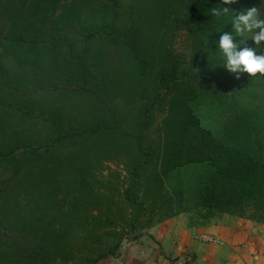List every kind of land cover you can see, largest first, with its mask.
I'll return each mask as SVG.
<instances>
[{"label":"trees","instance_id":"16d2710c","mask_svg":"<svg viewBox=\"0 0 264 264\" xmlns=\"http://www.w3.org/2000/svg\"><path fill=\"white\" fill-rule=\"evenodd\" d=\"M83 1L0 0V227L10 224L16 233L0 240V264H96L111 256L100 243L107 224L124 220L119 213L128 209L126 218L140 225L142 212L158 204L175 212L200 208L205 218L248 212L264 224V76L236 79L218 49L229 33L238 51L264 52L252 33L237 36L231 24L252 7L264 18V0L121 7L106 0L103 8L122 13L123 24L78 35L74 57L72 43H61L62 28L69 36L77 31ZM217 5L230 12L213 17ZM179 32H186L185 56L172 52ZM63 55L97 78L73 91L18 93V72L66 62ZM37 97L47 105L33 103ZM76 104L89 108L85 122L61 130L57 111ZM36 111L44 140L21 143L18 134L31 128ZM118 156L120 171L103 167ZM102 220L103 229H95Z\"/></svg>","mask_w":264,"mask_h":264},{"label":"rangeland","instance_id":"374dc122","mask_svg":"<svg viewBox=\"0 0 264 264\" xmlns=\"http://www.w3.org/2000/svg\"><path fill=\"white\" fill-rule=\"evenodd\" d=\"M61 6L68 3L70 0H60ZM141 1L146 0H116V6H127L130 3H140ZM108 3L106 0H86L82 2V5L79 6V24L77 26V31L73 34V36H69V27L62 28V45L67 43H72L73 45V56L80 55V47L81 44L79 43L78 35L84 34L86 31L91 30H98L105 28L107 24H113L115 28L121 27L125 20V16L122 13H116L111 15L107 10L103 7ZM63 9L59 8L56 10V13H61ZM55 16V14H54ZM52 19V17H51ZM188 40L186 36V32H179L176 34L174 41L172 43V52L176 55H187L188 53ZM65 53V52H64ZM62 55H59L61 58ZM63 59H67V61L60 60L57 64L49 65L40 67L39 69L24 68L23 71L18 72L17 76L19 77L17 80L16 90L18 93H22L23 91H27V93L32 91H40L43 88H51V87H63L67 88L70 91H73L76 87H79L85 84V81H92L91 79L97 78L96 72L93 69H90L88 65L78 66L75 64L74 59H69L67 56L63 55ZM90 73V75L88 74ZM66 78H69L65 81ZM194 81L198 84L202 81V77L195 76ZM21 95V94H20ZM39 101L44 105L42 99L37 97V100L34 102L39 103ZM65 103V102H64ZM55 104V103H54ZM53 104V105H54ZM56 108H60V105H56ZM86 109V110H85ZM76 105H71L70 107L65 108L63 111L58 110L59 117L61 118L60 128L61 130L66 129L67 127L70 128H78L82 125L84 121V116L89 112L87 109ZM87 112V113H86ZM39 111H36L34 117L38 119L33 122L31 128H26L24 132H20L18 137L21 139V143L25 142H33L37 145L40 144L42 140H44V136L47 132V128L45 124H43L40 120ZM49 115L48 112H44V117ZM94 108H91V116L95 114ZM39 120V121H38ZM156 123L150 127L151 130L155 128ZM28 129V130H27ZM5 133V132H4ZM4 133H0V137L3 136ZM119 156L116 157L111 162L103 163V167L109 169L111 172H118L121 170L120 162L118 161ZM149 170V169H148ZM102 174L106 176L107 170L105 169L102 171ZM124 173H121L123 175ZM122 206V205H121ZM145 207H149V200L145 201ZM158 209L155 212L149 213L148 211L142 212V217L140 221V225L131 224V222L126 218L128 213V209L124 212H120L119 215L124 217V220L116 221L108 225L107 229L102 230L100 235V243L102 248L108 247L110 249L109 253L111 256H107L105 259H109L112 257H116L118 252L121 250L124 245L127 243L139 240L146 234L148 228L152 227L153 225L160 223L166 219L171 217H175L178 215L185 216L188 218L190 224L195 225H204L209 223V221L214 220L216 218L222 217L227 214H214L210 218H205V211L203 209L198 208L195 211H188V212H175V208L173 210L164 208L163 204L155 205ZM169 211H173L169 218H163L162 220L158 221L159 217H163ZM249 213L245 212L243 216L236 217L244 220L254 222L252 219H248ZM231 216V215H227ZM235 217V216H231ZM102 223H105L103 220L96 224L95 229H103ZM260 224V223H257ZM132 225V226H131ZM264 225V224H261ZM4 226V227H3ZM0 228V240L7 243L10 240H13L16 236L15 230L11 228L10 224H3ZM147 226V227H146ZM4 243V244H5ZM3 260V258H2Z\"/></svg>","mask_w":264,"mask_h":264},{"label":"crops","instance_id":"0c3cea01","mask_svg":"<svg viewBox=\"0 0 264 264\" xmlns=\"http://www.w3.org/2000/svg\"><path fill=\"white\" fill-rule=\"evenodd\" d=\"M199 235L218 243L202 242ZM96 264H264V225L227 215L195 225L178 215Z\"/></svg>","mask_w":264,"mask_h":264},{"label":"clouds","instance_id":"9594fccd","mask_svg":"<svg viewBox=\"0 0 264 264\" xmlns=\"http://www.w3.org/2000/svg\"><path fill=\"white\" fill-rule=\"evenodd\" d=\"M236 0H221L224 5H231ZM213 17H220L222 14L230 12L229 8H222L219 5L210 9ZM237 36H243L245 33H252L251 39L256 48L264 45V18L259 15V10L252 7L246 11L240 12L233 17L231 23ZM243 43V41L241 42ZM239 45L234 43L232 34L225 33L221 35L218 42V49L225 58L224 67L232 74H237L236 79H240L242 74H247L250 78H255L259 74L264 76V52L257 55V51L248 47L237 50ZM197 71V70H196Z\"/></svg>","mask_w":264,"mask_h":264},{"label":"built area","instance_id":"2783aa9c","mask_svg":"<svg viewBox=\"0 0 264 264\" xmlns=\"http://www.w3.org/2000/svg\"><path fill=\"white\" fill-rule=\"evenodd\" d=\"M198 240L208 243V244H217L218 241L213 237V236H209V235H199L197 237Z\"/></svg>","mask_w":264,"mask_h":264}]
</instances>
